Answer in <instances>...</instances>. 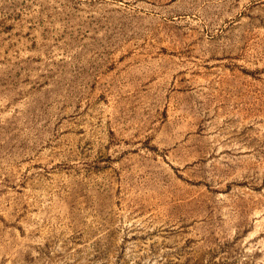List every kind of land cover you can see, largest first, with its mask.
I'll return each instance as SVG.
<instances>
[{"label":"rangeland","instance_id":"rangeland-1","mask_svg":"<svg viewBox=\"0 0 264 264\" xmlns=\"http://www.w3.org/2000/svg\"><path fill=\"white\" fill-rule=\"evenodd\" d=\"M0 264H264V0H0Z\"/></svg>","mask_w":264,"mask_h":264}]
</instances>
